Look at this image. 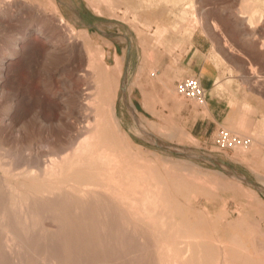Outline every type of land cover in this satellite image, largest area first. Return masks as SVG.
I'll return each instance as SVG.
<instances>
[{
  "label": "rangeland",
  "instance_id": "374dc122",
  "mask_svg": "<svg viewBox=\"0 0 264 264\" xmlns=\"http://www.w3.org/2000/svg\"><path fill=\"white\" fill-rule=\"evenodd\" d=\"M8 1L21 8L0 0V264H264V0ZM198 39L223 108L208 133V105L176 90ZM219 127L252 145L219 151ZM91 140L60 174L54 161Z\"/></svg>",
  "mask_w": 264,
  "mask_h": 264
},
{
  "label": "bare ground",
  "instance_id": "6f19581e",
  "mask_svg": "<svg viewBox=\"0 0 264 264\" xmlns=\"http://www.w3.org/2000/svg\"><path fill=\"white\" fill-rule=\"evenodd\" d=\"M93 1H94V0H93ZM2 2H3L6 6H11L10 8L15 9L14 11H17V10H19V9L21 8V4L16 3V2H15V4H13V5H12L8 0H2ZM248 2H249V0H248ZM248 2H247V3H248ZM93 5H94V4H93ZM242 5H243V4H242ZM251 5H252V4H251ZM6 6H5V7H6ZM246 6H247V8L251 9L249 5H246ZM23 7L25 8L26 6H23ZM23 7H22V8H23ZM244 7H245V6H244ZM251 7H252V6H251ZM257 7H258V6H257ZM6 8H7V7H6ZM92 8H93V7H92ZM95 8H96V7H95ZM244 9H245V8H244ZM249 9H248V11H250ZM253 9H254V7H253ZM253 9H252V10H253ZM256 10H257V9H256ZM0 14H2V11H1V10H0ZM255 14H257V13H255ZM61 19H62V18H61ZM251 19H252V18H251ZM261 20H262V19H261ZM257 21H258V20H257ZM59 22H60V20H59ZM63 22H64V21L61 20V24H62ZM260 22H261V21H260ZM260 22H259V23H260ZM262 25H263V24H262ZM70 28H71V27H70ZM256 28H257V27H256ZM73 30H74V29H73ZM261 30H262V29H261ZM70 31H71V30H70ZM254 32H257V29H256V31L254 30ZM258 32H259V31H258ZM39 33H40V32H39ZM261 33H262V31H261ZM258 35H259V34H258ZM260 36H261V35H260ZM86 37H87V36H86ZM256 37H257V36H256ZM68 38H69V37H68ZM81 38H82V37H81ZM83 39H84V38H83ZM83 39H82V40H83ZM70 40H71V42H70V45H71V46H70V47H72L73 49L78 50L79 52H80V51L82 52V51L84 50V49H83V50L80 49V46L78 45L79 42H82V40H80L78 37H76V32L71 34ZM87 40H88V38H87ZM263 40H264V39H263ZM88 41H89V40H88ZM84 42H85V41H84ZM89 42H90V41H89ZM262 42H263V41H262ZM14 43H15V41H14ZM17 44H18V43L16 42V43H15V46H16V47L18 46ZM89 46H90V45H89ZM89 46H87V44H86V49H85L86 51H85V54H86V56H87V57L89 58V60H90V59L92 58L93 55H92V50L89 49ZM81 47H82V46H81ZM84 47H85V45H84ZM95 54H96V53H95ZM99 54H100V53H99ZM98 57H99V56H98ZM100 57H101V56H100ZM100 57H99V58H100ZM100 59H101V58H100ZM91 60H92V59H91ZM98 60H99V59H98ZM116 60H117V59H116ZM97 63H98V62H97ZM92 64H93V63H92ZM101 66H103V65H101ZM115 66L117 67V65H115ZM101 68H102V67H101ZM118 69H119V68H118ZM103 71H104V70H103ZM117 71H118V70H117ZM117 71H116V72H117ZM119 72H120V71H119ZM117 73H118V72H117ZM89 75H90V74H89ZM105 76H106V75H105ZM104 79H105V78H104ZM105 80H106V79H105ZM106 81H107V80H106ZM201 81H202V79H201ZM104 83H105V82H104ZM203 86H204V85H203ZM98 87H99V86H98ZM206 89H207V88H206ZM88 91H89V90H88ZM90 93H91V92H90ZM83 94H84V93H83ZM88 95H89V93L86 91V94H84V99H83L84 101H85V100L87 101V99H88L89 97L87 98L86 96H88ZM207 95H208V90H207ZM100 96H101V95H100ZM110 96H111V95H110ZM207 99H208V97H207ZM100 100H101V99H100ZM90 101H91V100H89L88 102H90ZM193 101H194V100H193ZM80 103H82V104H81V108H83L84 105H85L87 102H86V103H85V102H84V103H83V102H80ZM107 103H108V102H107ZM87 104H88V103H87ZM197 104H198V103H197ZM198 105L201 106V107L207 106V105H208V101H207V103H204L203 105H200V104H198ZM79 107H80V106H79ZM86 107H87V106H86ZM81 108H80V109H81ZM87 108L89 109V108H91V107L88 106ZM87 108H86V109H87ZM105 108H106V107H105ZM76 109H77V108H76ZM83 109H84V108H83ZM91 109H92V108H91ZM86 111H87V110H86ZM95 111H96V110H95ZM89 112H90V111H89ZM100 112L103 113V111H100ZM111 113H112V112H111ZM79 114H81V112H80ZM83 114H84V113H83ZM89 115H90V114H89ZM100 115H101V114H100ZM103 115H104V114H103ZM86 116H87V114H86ZM80 117H81V116H80ZM101 117H102V116H101ZM110 117H111V116H110ZM110 117H109V118H110ZM112 117H113V116H112ZM98 118H99V117H98ZM113 118H114V117H113ZM82 119H83V118H82ZM85 119H86V118H85ZM97 120H98V119L95 120V122H94L95 124L93 123L94 125H96V124L98 123ZM91 123H92V121H90V120L88 119V123H87L88 125H86V129H91V126H92ZM99 124H100V123H99ZM97 126H98V124H97ZM80 128H81V127H80ZM99 129H100V128H99ZM83 130H84V129H83ZM95 131H97V130H95ZM104 131H105V129H104ZM97 132H98V131H97ZM95 133H96V132H95ZM93 134H94V133H93ZM97 134H98V133H97ZM112 135H113V134H112ZM94 136H95V135H94ZM94 136H93V137H94ZM104 136H105V135H104ZM96 137H97V136H96ZM81 138H82V137H81ZM86 138H87V137H86ZM94 138H95V137H94ZM87 139H89V138H87ZM95 139H96V138H95ZM103 139H104V137H103ZM83 140H84V139H83ZM89 140H90V139H89ZM105 140H106V139H105ZM109 141H110V139H109ZM109 141H108V143H111V142H109ZM80 142H81V141H80ZM91 142H92V140L89 141V143H87V142L85 141L84 144L82 143V145H80L79 147H77L76 151H73V152H75L74 154H70L69 156H67V157H65V158L63 157L64 159L62 158V161H61V162H57V163H55L56 160H55V161L53 160V161H54V164H55V167L60 168V169H59L60 174H61V173L63 174L64 171L67 170V169H68L67 171H69L70 168H67V167H66V169H65L64 166L72 161V160L69 161V160H70V157H72V155H73V157H76V158H78V160H79V158H81V157L84 159V156H85L86 154H88L87 152H88L90 149H93V150H95V151L98 150V149H97V148H98L97 144H96V146H94V145L92 146V143H91ZM95 142H96V140H95ZM100 142H101V140H100ZM103 142H104V141H103ZM112 142H113V141H112ZM97 143H98V142H97ZM104 143H105V142H104ZM106 143H107V142H106ZM99 144H100V143H99ZM114 144H115V143H114ZM103 145H104V144H103ZM103 145H100V147L103 146ZM251 145H252V144H251ZM109 146H110V145H109ZM111 146H112V145H111ZM100 147H99V148H100ZM104 147H105V146H104ZM106 147H107V146H106ZM112 147H113V146H112ZM108 148H109V147H108ZM110 148H111V147H110ZM247 148H249V147L238 148V149H235V150H245V149H247ZM70 151H71V150H70ZM103 151H104V150H103ZM109 151H110V149H109ZM109 151H108V152H109ZM115 151H116V150H115ZM66 152H67V151H66ZM110 152H111V151H110ZM94 153H95V152H94ZM61 154H62V153H61ZM68 154H69V153H68ZM101 154H102V153H101ZM108 154H109V153H108ZM110 154H111V153H110ZM110 154H109L108 157H111ZM112 154H113V152H112ZM112 154H111V155H112ZM88 155H89V154H88ZM88 155H86L87 159L90 158V157L88 158ZM93 155H94V154H93ZM115 155H118V154L115 153ZM64 156H66V155H64ZM90 156H91V155H90ZM86 157H85V158H86ZM92 157H93V156H92ZM108 157H107V158H108ZM82 158H81V159H82ZM97 158H99V157H96V159H97ZM100 158H101V157H100ZM103 158H104V157H103ZM105 158H106V157H105ZM112 158H113V157H112ZM96 159H95V160H96ZM110 159H111V158H110ZM90 160H91V159H90ZM90 160H89V161H90ZM92 160L95 161L94 158H93ZM99 160H102V159H99ZM105 160H106V159H105ZM108 160H109V158H108ZM113 160H114V159H113ZM58 161H60V160H58ZM82 161H83V160H82ZM93 161H92V162H93ZM106 161H107V160H106ZM106 161H105V162H106ZM50 162H51V161H50ZM72 162H74V161H72ZM75 162H76V160H75ZM78 162H79V161H78ZM78 162H77V164H78ZM80 162H81V160H80ZM85 162H86V161H85ZM87 162H88V160H87ZM102 162H103V160H102ZM108 162H109V161H108ZM112 162H113V161H112ZM116 162H118V161H116ZM119 162H122V161L119 160ZM127 162H128V161H127ZM88 163H90V162H88ZM88 163H87V164H88ZM95 163H96V161L94 162V165H95ZM97 163H98V162H97ZM106 163H107V162H106ZM122 163H124V162H122ZM122 163H121V164H122ZM73 164H74V163H73ZM75 164H76V163H75ZM79 164H80V163H79ZM79 164H78V165H79ZM91 164H92V163H91ZM98 164H101V162L98 163ZM110 164H111V160H110ZM110 164H109V165H110ZM114 164H115V163H114ZM52 165H53V164H52ZM52 165H51V166H52ZM83 165H84V163H83ZM103 165H104V163H102V165H100L99 167H101V166H103ZM112 165H113V164H111V166H112ZM116 165H117V164H116ZM119 165H120V164H119ZM66 166H67V165H66ZM71 166H72V163H71ZM74 166H75V165H73V167H74ZM76 166H77V165H76ZM79 166H80V165H79ZM96 166H97V165H96ZM106 166H107V165H106ZM106 166H103V167H105V169H106ZM114 166H115V165H114ZM120 166H121V165H120ZM125 166H127V163H126ZM125 166H124V167H125ZM69 167H70V166H69ZM85 167H86V166H85ZM117 167H118V166H117ZM127 167H128V166H127ZM48 168H50V167L48 166ZM57 168H56V169H57ZM76 168H77V167H76ZM82 168H83V167H82ZM101 168H102V167H101ZM101 168H100V169H101ZM107 168H108V167H107ZM115 168H116V167H115ZM125 168H126V167H125ZM52 169H53V168H52ZM86 169H87V168H86ZM86 169H85V170H86ZM92 169H93V167L91 168V170H92ZM100 169H99V170H100ZM102 169H104V168H102ZM102 169H101V170H102ZM105 169H104V170H105ZM120 169H122V167H121ZM50 170H51V169H50ZM70 170H71V169H70ZM89 170H90V169H89ZM95 170H98L97 167L95 168ZM106 170H107V169H106ZM108 170H110V167H109ZM114 170H116V169H114ZM57 171H58V170H57ZM67 171H65V173H66ZM78 171H79V170H78ZM87 171H88V170H87ZM122 171L125 172L124 170H122ZM141 171H142V170H141ZM45 172H47V171H45ZM53 172H54V171H48L47 173H50V174L53 175V174H54ZM89 172H90V171H89ZM92 172H93V171H92ZM95 172H96V171H95ZM95 172H94V173H95ZM113 172H114V171H113ZM123 172H122V173H123ZM132 172H133V171H132ZM77 173H79V172H77ZM90 173H91V172H90ZM108 173H109V172H108ZM120 173H121V172H120ZM125 173H126V172H125ZM127 173H128V171H127ZM50 174H49V175H50ZM60 174H58L57 176H59ZM72 174H73V173H72ZM92 174H93V173H92ZM96 174H97V173H96ZM100 174H101V172H100ZM109 174H110V173H109ZM111 174H112V172H111ZM129 174H130V176H131V173H129ZM129 174H128V175H129ZM76 175H77V174H76ZM83 175H84V174H83ZM98 175H99V174H98ZM101 175H102V174H101ZM112 175H114V174H112ZM50 176H51V175H50ZM55 176H56V175H55ZM62 176H63V175H62ZM67 176H68V175H67ZM74 176H75V175H74ZM90 176H91V174H90ZM102 176H103V175H102ZM114 176H115V175H114ZM118 176H121V175L119 174ZM86 177H87V176H86ZM94 177H95V175L93 176V178H94ZM71 178H72V177H71ZM80 178H81V177H80ZM100 178H101V177H100ZM100 178H99V179H100ZM106 178H108V177H106ZM126 178H127V177H126ZM126 178H125V179H126ZM76 179H77V177H76ZM128 179H129V178H128ZM128 179H127V180H128ZM58 180H59V179H58ZM91 180H92V179H91ZM94 180H95V179H94ZM97 180H98V179H97ZM112 180H115V177H113ZM121 180H122V179H121ZM123 180H124V179H123ZM92 181H93V180H92ZM107 181H108V180H107ZM110 181H111V180H110ZM119 181H120V180H119ZM95 182H96V180H95ZM95 182H93V184H94ZM98 182H100V181H98ZM98 182H97V183H98ZM113 182H114V181H113ZM137 182H138V181H137ZM61 183H62V182H61ZM101 183H102V182H101ZM103 183H104V181H103ZM103 183H102V184H103ZM110 183H111V182H110ZM122 183H123V181L121 182V184H122ZM125 183H126V182H125ZM128 183H129V182H128ZM69 184H70V183H69ZM89 184H90V183H89ZM93 184H92V185H93ZM129 184H130L129 186H132L131 183H129ZM132 184L134 185V183H132ZM135 184H136V183H135ZM82 185H83V184H82ZM103 185H105V184H103ZM103 185H102V186H103ZM123 185H124V183H123ZM125 185H126V184H125ZM78 186H79V185H78ZM93 186H94V185H93ZM106 186H107V184H106ZM108 186H109V184H108ZM116 186H117V184H116ZM127 186H128V185H127ZM95 187L100 188L101 185H100V184H97V185H95ZM104 187H105V186H104ZM104 187H102V188L104 189ZM51 188H52V187H51ZM71 188H72V187H71ZM75 188H76V187H75ZM108 188H109V187H108ZM110 188H111V185H110ZM131 188H132V187H131ZM87 189H88V188H87ZM125 189H126V188H125ZM127 189H128V188H127ZM127 189H126V190H127ZM137 189H138V188H137ZM84 190H85V189H84ZM84 190H83V191H84ZM96 190H97V189H96ZM101 190H102V189H101ZM104 190H105V189H104ZM107 190H109V189H107ZM117 190H118V188L116 189V191H117ZM128 190H130V189H128ZM132 190H133V189H132ZM134 190H135V189H134ZM42 191H44V190H42ZM93 191H94V190H93ZM97 191H99V190H97ZM119 191H120V189L118 190V192H119ZM113 192H114V190H113ZM118 192H117V193H118ZM122 192H123V190H122ZM126 192H127V194L129 193L128 191H126ZM95 193H96V192H95ZM98 193H101V192L99 191ZM98 193H97V194H98ZM46 194H47V193H46ZM61 194H62V193H61ZM93 194H94V193H93ZM105 194H107L106 191H105ZM110 194H111V193H110ZM121 194H123V193H121V191H120V195H121ZM134 194H136V193H134ZM95 195H96V194H95ZM102 195H103V194H102ZM124 195H125V194H124ZM151 195H152V193H151ZM116 196H117V195H116ZM129 196H130V195H129ZM129 196H128V197H129ZM41 197H42V196H41ZM99 197H101V196H99ZM105 197H109V194H108V196H105ZM120 197H121V196H120ZM124 197H125V196H124ZM124 197H123V198H124ZM133 197H134V196H133ZM133 197H132V198H133ZM102 198L105 199L104 197H102ZM112 198H113V197H112ZM114 198H115V197H114ZM114 198H113V199H114ZM126 198H127V195H126ZM97 199H98V198H97ZM97 199H96V200H97ZM106 199H107V198H106ZM116 199H118V197H116ZM111 200H112V199H111ZM131 200H133V199H131ZM102 201H103V200H102ZM106 201H108V200H106ZM119 201H120V200H119ZM121 201H123V200H121ZM121 201H120V202H121ZM98 202H99V201H98ZM108 202H109V201H108ZM110 202H111V201H110ZM112 202H113V201H112ZM124 202H127V201L124 200ZM109 204H110V203H109ZM120 204H122V203H120ZM125 204H126V203H125ZM129 204H132V203H129ZM122 205H123V204H122ZM127 205H128V204H127ZM105 206H106V205H105ZM109 206H110V205H109ZM113 206H114V205H113ZM124 206H125V205H124ZM126 207H127V206H126ZM128 207H129V205H128ZM131 210H132V209H131ZM132 211H133V210H132ZM129 213H132V212H129ZM74 215H75V214H74ZM115 216H116V215H115ZM121 216H122V215H121ZM33 217H34V216H33ZM52 219H53V218H52ZM119 220H120V219H119ZM172 223H173V222H172ZM179 230H180V229H179ZM171 234H172V233H171ZM10 239H12V238H10ZM162 239H163V238H162ZM7 241H8V240H7ZM4 242H5V241H4ZM6 248H7V247H6ZM14 249H15V248H14ZM175 252H176V251H175ZM188 260H189V259H188ZM182 263H183V262H182Z\"/></svg>",
  "mask_w": 264,
  "mask_h": 264
},
{
  "label": "built area",
  "instance_id": "2783aa9c",
  "mask_svg": "<svg viewBox=\"0 0 264 264\" xmlns=\"http://www.w3.org/2000/svg\"><path fill=\"white\" fill-rule=\"evenodd\" d=\"M177 92L198 104L207 103V89L203 86L200 76H189L176 82ZM253 139L249 135H240L225 127H219L213 138V144L219 151L235 150L250 147Z\"/></svg>",
  "mask_w": 264,
  "mask_h": 264
},
{
  "label": "crops",
  "instance_id": "0c3cea01",
  "mask_svg": "<svg viewBox=\"0 0 264 264\" xmlns=\"http://www.w3.org/2000/svg\"><path fill=\"white\" fill-rule=\"evenodd\" d=\"M201 45L202 44H201L200 40L198 39V40L193 42V45L188 50V53H190L192 51V54L189 57L188 61L186 62L185 74L183 75V77L186 78V77H189V76H195L197 74H200V75H197V76L201 77L202 84L204 85V87L207 88V87L211 86L214 78H213V76L203 74L202 65L199 62V59L197 57L198 54L196 53V50H198V51L200 50L199 48H201ZM193 47H195L194 51H193ZM116 52H117V50H116ZM131 63L132 62H131L130 56H129V60L127 62L129 68H131ZM218 102H219L218 100L214 101L213 96H211L210 100H208V108H209V111H210V115L208 116L209 122L205 126L206 133H208L210 131V129L218 127L217 126L218 125L217 122H218V120L220 119V117L222 115L221 113H223V108H222V106H220V104H218ZM205 119L206 118H204L201 121V123L199 124L200 128H204V125L206 123ZM207 125H210V126L208 127ZM214 125H216V126H214Z\"/></svg>",
  "mask_w": 264,
  "mask_h": 264
},
{
  "label": "water",
  "instance_id": "95a60500",
  "mask_svg": "<svg viewBox=\"0 0 264 264\" xmlns=\"http://www.w3.org/2000/svg\"><path fill=\"white\" fill-rule=\"evenodd\" d=\"M188 156H190L191 154H189V153H186Z\"/></svg>",
  "mask_w": 264,
  "mask_h": 264
}]
</instances>
